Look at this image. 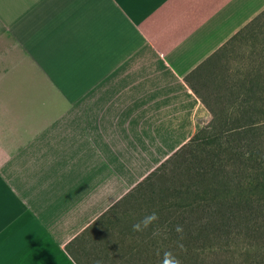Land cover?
Instances as JSON below:
<instances>
[{
	"label": "crops",
	"instance_id": "1",
	"mask_svg": "<svg viewBox=\"0 0 264 264\" xmlns=\"http://www.w3.org/2000/svg\"><path fill=\"white\" fill-rule=\"evenodd\" d=\"M264 0H0V264L66 244L207 121L184 76Z\"/></svg>",
	"mask_w": 264,
	"mask_h": 264
},
{
	"label": "trees",
	"instance_id": "2",
	"mask_svg": "<svg viewBox=\"0 0 264 264\" xmlns=\"http://www.w3.org/2000/svg\"><path fill=\"white\" fill-rule=\"evenodd\" d=\"M237 45L249 47V60L236 66L233 71L226 69L225 75L215 74V66L220 58L226 56ZM205 72L211 78L210 83L222 90L223 102L218 114L212 113L191 83L192 77H201ZM184 80L212 114L211 123L220 125L221 129L212 132L209 138L208 135H203L201 128L197 129L187 142L76 234L65 247L77 264H137V262L132 263L133 259L123 253L134 251L137 255L139 252L145 255L147 248L152 245V242H147L148 239L160 233L164 234L160 230H165L164 227L168 223L165 217L169 213L177 209L186 210L195 217L192 219L193 222L202 219L203 213L198 207L199 202L205 199L206 202L211 201L217 206L216 211H212L216 219L225 217L233 220V213L241 211L246 206L252 208L258 197L264 196V166L261 164H255L251 172L248 171L249 166H244L246 168L243 171L241 168L238 176L232 173V178L237 177L239 180L233 189L225 187L212 190L210 194L201 186L199 193L192 190L194 184L199 185L204 181L197 172H194L199 175L195 180L190 178L187 167L182 172L178 170L167 172L168 164L179 157L180 153H184V150H187L185 153L189 154L190 162L193 164L198 160L195 149L204 143H210L209 158L212 159L213 155H216L215 149L219 142H224L225 138L232 136L239 145L241 141L246 140V136L249 137L246 142L247 149L237 153L239 159L246 157L250 160L257 151L254 144L261 137L260 128L264 122V9L185 75ZM212 143L214 145L211 147ZM206 155L208 156L207 152ZM215 173L216 170H214L213 183L219 184L220 176L216 178ZM144 192L146 195H143ZM182 197L187 200L178 203V198ZM135 201L141 204H132ZM197 203V208L191 207ZM193 209L200 215H197ZM153 212L157 214V219L145 221L147 227L142 224V230L133 229L134 224ZM254 212L257 214V211ZM249 214L253 216L252 213ZM166 240V244H169L167 238ZM162 250L160 254L168 258L171 254L169 249Z\"/></svg>",
	"mask_w": 264,
	"mask_h": 264
},
{
	"label": "rangeland",
	"instance_id": "3",
	"mask_svg": "<svg viewBox=\"0 0 264 264\" xmlns=\"http://www.w3.org/2000/svg\"><path fill=\"white\" fill-rule=\"evenodd\" d=\"M248 60L249 47L237 45L226 56L220 58L214 73L225 75L226 69L233 71L236 66L246 63ZM210 80V76L205 72L202 73L201 77H192L191 83L212 113L218 114L223 102L221 100L222 90L214 84L212 85ZM211 116L212 114L208 111L207 121L198 128H201L203 135H208V138L212 132H218V129H221L220 125L211 123ZM260 132L261 137L254 144L257 151L250 160L246 157L239 159L237 155L239 151L247 149L248 144L246 142L249 137L246 136V140L241 141V145H239L232 136L225 138L224 142H219L215 149L216 155H213L212 159L209 158L211 149L208 145L210 143H204L195 149V152L198 153V160L193 164L190 162L189 154L185 153L187 150H184V153H180L179 157L174 158V161L168 164L167 172H176L177 170L182 172L187 167L190 178L193 180L199 175L203 177L202 183L194 184L192 190L195 193L201 191L199 186L208 194L212 190L225 187L233 189L239 180L237 177L232 178V173H236L235 175L238 176L240 169L242 168L243 171L246 168L244 166H249V172L255 164L264 166V122ZM212 145L214 143L211 144V147ZM199 151H206L208 156L206 152L201 153ZM214 170H216L215 177L220 176L221 182L219 184L213 183ZM143 195H146V192ZM186 200L182 197L178 198L177 201L179 203ZM136 203L141 204L138 201L132 204ZM197 205L198 203L191 207L197 208ZM216 207L211 201L206 202L205 199L199 202L198 209L203 213L201 214L202 219L194 222L192 219L195 217H192L186 210L177 209L175 212L169 213L165 217L168 219V223L164 227L165 230H160L164 234L160 233L158 236L154 235L148 239L147 242H152V245L147 248L145 255L143 252H139L137 255L134 251L130 253L122 251L124 252L123 255L128 254L127 257L133 259L132 263L137 262V264H264V196L258 197L252 208L246 206L241 211L233 213V220H228L225 217H220V220L216 219L212 214V211H216ZM193 210L196 212L195 209ZM254 211H257V214ZM249 213H252L253 216ZM196 214L200 215L198 212ZM166 238L170 242L169 244H166ZM164 248L169 249L168 251L171 253L168 258L160 254Z\"/></svg>",
	"mask_w": 264,
	"mask_h": 264
},
{
	"label": "clouds",
	"instance_id": "4",
	"mask_svg": "<svg viewBox=\"0 0 264 264\" xmlns=\"http://www.w3.org/2000/svg\"><path fill=\"white\" fill-rule=\"evenodd\" d=\"M157 219V214L155 212L151 213L149 216H146L144 219L141 221L137 222L136 224L133 225L134 230H142L141 225L143 224L144 227H147V223L145 221H152Z\"/></svg>",
	"mask_w": 264,
	"mask_h": 264
}]
</instances>
